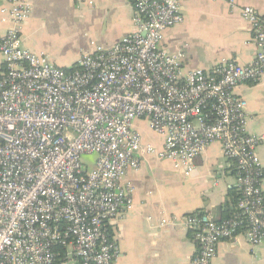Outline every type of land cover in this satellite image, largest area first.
Returning a JSON list of instances; mask_svg holds the SVG:
<instances>
[{"label":"built area","instance_id":"1","mask_svg":"<svg viewBox=\"0 0 264 264\" xmlns=\"http://www.w3.org/2000/svg\"><path fill=\"white\" fill-rule=\"evenodd\" d=\"M0 1L10 23L0 36V264H117L110 224L133 206L127 173L154 156L190 176L213 143L234 171V214L216 222L196 212L160 226L182 221L196 245L186 264H212L238 233L264 245L262 138L247 132L246 102L234 92L264 77V15L230 0L250 27L254 59L185 71L181 51L160 48L182 22L183 0H131L133 32L62 69L23 48L26 0ZM138 120L161 148L143 144Z\"/></svg>","mask_w":264,"mask_h":264},{"label":"crops","instance_id":"2","mask_svg":"<svg viewBox=\"0 0 264 264\" xmlns=\"http://www.w3.org/2000/svg\"><path fill=\"white\" fill-rule=\"evenodd\" d=\"M229 1L183 0L182 22L164 32L160 48L169 53L181 51L185 71H209L228 60L250 64L257 48L248 23L238 10L230 8ZM233 1L264 15V0ZM26 2L31 12L20 27L23 48L46 56L62 69L75 66L95 46L110 47L134 30L131 0ZM7 8L0 1V36L10 28L8 15L1 12ZM68 53L76 58H65ZM234 92L246 102L247 132L262 138L256 152L264 173V77L257 83L241 84ZM140 125L150 130L145 120L135 121L134 129L143 144L161 148L162 139L155 134L144 136ZM124 181L134 189L133 206L110 224L117 264H186L196 251L191 235L182 221L176 227H161V220L205 212L220 222L225 216V203L238 192L234 171L222 157L218 143L206 147L190 176L175 171L169 161L143 156L139 169L129 171ZM262 193L264 197V176ZM212 264H264V245L250 247L243 233H238L218 245Z\"/></svg>","mask_w":264,"mask_h":264},{"label":"trees","instance_id":"3","mask_svg":"<svg viewBox=\"0 0 264 264\" xmlns=\"http://www.w3.org/2000/svg\"><path fill=\"white\" fill-rule=\"evenodd\" d=\"M230 195H231V193H230ZM238 198H239V193L236 192L235 194L231 195L230 201L225 203V209H226L225 210V216H224V218H222V220L228 219L234 214L235 206H236V203L238 201ZM231 205H232V208H231Z\"/></svg>","mask_w":264,"mask_h":264},{"label":"rangeland","instance_id":"4","mask_svg":"<svg viewBox=\"0 0 264 264\" xmlns=\"http://www.w3.org/2000/svg\"><path fill=\"white\" fill-rule=\"evenodd\" d=\"M63 52H65V51H63ZM65 58H67V59H73V58H76V56L71 55V54L68 53V55H66ZM140 128H141V132L144 134V136H146V137H147V136H151V137L154 136L153 133L150 132V131H148L147 128H146L144 125H140ZM153 140H154V139H153ZM172 176L177 177V176L174 175V174H173Z\"/></svg>","mask_w":264,"mask_h":264}]
</instances>
